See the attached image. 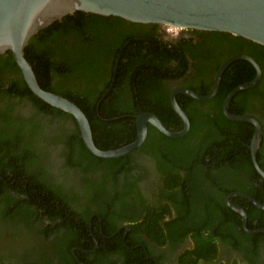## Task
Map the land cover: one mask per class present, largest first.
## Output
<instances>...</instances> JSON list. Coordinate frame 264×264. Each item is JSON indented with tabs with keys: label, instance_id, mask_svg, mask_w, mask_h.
<instances>
[{
	"label": "trees",
	"instance_id": "obj_1",
	"mask_svg": "<svg viewBox=\"0 0 264 264\" xmlns=\"http://www.w3.org/2000/svg\"><path fill=\"white\" fill-rule=\"evenodd\" d=\"M157 26L77 11L40 31L25 48L41 87L65 96L85 112L100 149L133 142L138 136L137 116L144 112L158 115L170 130H182L183 120L171 104L174 88L184 86L202 95L211 91L222 62L206 77L189 79L188 49L182 45L186 40L165 43L157 36ZM222 34L247 40L252 46H234L228 57L245 53L261 65L260 82L238 92L230 103V112L251 115V98L264 92V46ZM255 76L249 61L235 60L225 70L213 98L199 101L177 95L191 122L185 136L169 137L150 124L140 147L121 157L101 158L87 148L72 114L45 102L29 88L12 52L0 55V235L3 225L15 230L12 223H17L23 226L17 230L44 238L45 245L37 243L27 249L20 260L23 264H52L54 257L59 264H118L104 257L113 249L122 253L123 263L130 262L134 243L129 237L124 241L118 228L121 220L132 218L116 209V200L125 197L118 187L120 180L129 184L133 170L142 168L138 158L150 161L162 176L168 196L174 200L169 202L185 221L181 229L175 218L167 221L168 230L174 229V235H167L162 219L171 214V205L165 203L148 206L141 221L129 226L159 244H164L166 235L178 239L193 232L196 248L182 257L183 264L215 256L220 232L211 230H223L226 215L232 217V238L264 239V233H248L241 215L225 201L230 193L242 192L264 204V181L258 180L261 175L250 148L255 127L231 120L223 112L227 95ZM257 157L264 169L260 151ZM241 172L248 184L240 181ZM74 189L82 193L72 196ZM232 201L246 209L249 229L264 228V209L241 196ZM196 209L203 216L200 223L192 224L189 212ZM95 212L100 214L90 220ZM259 216L258 224H253ZM16 235L19 240L27 239L19 232ZM51 236L55 240L50 242ZM233 244L238 247L235 239ZM76 247L80 248L77 257ZM10 250L0 253V264H16ZM36 253V261H30Z\"/></svg>",
	"mask_w": 264,
	"mask_h": 264
},
{
	"label": "water",
	"instance_id": "obj_2",
	"mask_svg": "<svg viewBox=\"0 0 264 264\" xmlns=\"http://www.w3.org/2000/svg\"><path fill=\"white\" fill-rule=\"evenodd\" d=\"M77 11L120 17L134 23L158 24L165 29L170 27L181 31L198 29L226 32L264 46V0H0V55L12 52L29 88L45 102L72 114L77 120L87 148L101 158L121 157L140 147L147 138L150 124L169 137L185 136L191 122L177 101V94L184 93L196 100L207 101L218 92L222 76L232 62L238 59L249 61L256 69V77L238 85L227 95L223 103V112L231 120L246 121L254 125L255 130L250 144L252 159L257 171L264 177V170L257 157L263 141L260 122L251 115L235 114L229 110L234 96L240 91L254 88L262 76L260 64L248 54L233 55L222 63L215 75L210 93L202 95L189 88H178L172 93L171 104L183 120L182 130H170L158 115L144 112L137 116L138 136L133 142L116 149H100L94 141L92 127L85 112L65 96L42 88L33 66L25 56V48L34 36L55 21ZM235 196L247 198L261 209H264V204L242 192H234L227 197L228 205L241 215L247 232H264V228L253 230L247 227L248 216L245 208L230 200Z\"/></svg>",
	"mask_w": 264,
	"mask_h": 264
},
{
	"label": "flooded vegetation",
	"instance_id": "obj_3",
	"mask_svg": "<svg viewBox=\"0 0 264 264\" xmlns=\"http://www.w3.org/2000/svg\"><path fill=\"white\" fill-rule=\"evenodd\" d=\"M222 33L223 32H219V31H208V30H198V29H185L183 31L178 30L169 33L167 28L165 29L161 25L157 26V36L165 43L173 44V43H177L178 41H181L182 39L186 40L185 42H183L182 45L186 49H188V57L190 63L186 76L189 79L192 77H198V78L206 77L207 74H211V72H214L215 69L214 67L217 64V62L223 63L225 60H227L229 58L228 57L229 52L234 46L238 48H242L243 46L246 47V49L252 48V46L249 44V42H247V40H242L238 38L234 39L232 38L233 36L227 37L224 36ZM238 54H245V53H238ZM216 73L213 76V81ZM178 88H188V87H184V86L175 87L172 93ZM178 94H184V93H178ZM251 103L252 104L248 112L249 114H251V116L255 117L260 122L263 130V141L259 151L261 155V160L264 163V92L258 94L257 96L252 97ZM2 104L3 103L0 101V109L2 108L1 107ZM136 162L142 168L140 169L138 167L133 170L132 175L130 176L129 184L126 182V180L123 179L120 180L118 187L120 190H123L125 192V197L116 200V209L119 210L120 212L126 213L132 218L130 221L127 220L120 221L121 223H120V227L118 228V233L122 235L124 241L129 237L131 241L134 243V245L130 247L131 252H133V255H131L130 262L127 263H123L125 262V260L122 253H120L119 251L117 252L114 249L112 250V253L109 256L104 255V257H106L105 259L110 260L113 263L117 262L118 264H183L182 257L188 252L194 251V249L196 248L195 247L196 244L193 238V232L187 233L186 235H184V238H182L181 235H179L178 239H173V237L172 239H170L167 236L168 233L171 234L174 230V229L168 230L166 223L167 221H169L172 218H175L177 228L181 229L183 226V222L185 220L179 217V214L176 211L177 210L176 205L169 202L174 200L172 199V197L168 196L170 192L166 188L163 178L162 176H160L156 168L150 164V161L149 162L142 161L136 158ZM213 172L215 173L216 171L213 169ZM239 175L241 178L240 181L243 184H248L247 181L248 178L246 177V174L241 172ZM258 180L259 182L264 181V177L261 175V178H259ZM202 189H205L213 194L210 188L203 186ZM74 190H76L75 191L76 193L73 194L72 196H75L77 194L80 195L82 193V191L79 189H74ZM114 192L115 190L112 191L111 193ZM229 195H227L225 198L226 203H227V197ZM233 198L234 197L230 198L231 202H233L232 201ZM100 199L101 201H107L102 197H100ZM248 201L250 200L248 199ZM165 203H170L171 214L166 215L162 219L164 222L163 226L165 227V231L167 233L164 244H159L150 235H147L144 232L136 233L132 230V228H130L129 226L130 224H135L141 221L140 216L143 215L144 212H147L148 206L150 205L160 206V204H165ZM235 204L241 205L243 207L242 204L239 203H235ZM201 212H202L201 209H196L195 211L189 212V217L191 218L190 223L192 224L200 223L201 222L200 218L201 216H203ZM96 214H100V213L99 212L93 213L90 220H92L96 216ZM226 217H227V221L226 224L224 225L225 227L223 228V230L220 231L218 228L212 226L213 229L211 230V232L214 233L215 231L220 232L219 234L220 236L218 235L216 239L217 251L215 256H213L211 259L208 260L204 259L199 263L197 262L193 264H264V239L261 238L260 241L255 240L251 242L248 241L247 238L241 237V235L237 237L235 236L233 238L236 240V244L238 245V247H235L233 244L234 239L231 237V231H230V227H232L231 226L232 217L229 218L227 215ZM260 219L261 217L259 216V219L257 218V220L254 221L253 224L257 225ZM49 222L50 221L48 220L47 223ZM12 225L15 230L11 229L9 226L3 225V229L1 230V235H0V253L6 254L8 250L11 249L10 253L14 255L13 256V258L15 259L14 263L23 264L22 262L20 263V260H23V256L25 253H27V249H33L31 247H33L37 243H41L40 245H45L46 242L43 237L34 234L32 231H27L25 233L23 231L17 230L18 228H21L22 224L20 226L17 223H12ZM247 227H248V219H247ZM9 229L13 231H10ZM16 232H19L20 236L27 239L23 240L20 238L21 240H19L18 239L19 237H17ZM256 233H264V232H256ZM54 240H55V236H51L49 238L50 242ZM251 243L253 244L252 245L253 247H251ZM18 246H21V248L14 249L15 247ZM96 246L98 247L97 242H96ZM97 247L89 252H94L97 249ZM77 249L80 250V248L76 247L73 249V252L75 253ZM49 251H52V248H50ZM37 257H38L37 253L33 254L29 260L36 261ZM52 260H53L52 264H59L57 262V259H55V257ZM81 264L84 263L81 262ZM92 264H102V263L93 262Z\"/></svg>",
	"mask_w": 264,
	"mask_h": 264
},
{
	"label": "built area",
	"instance_id": "obj_4",
	"mask_svg": "<svg viewBox=\"0 0 264 264\" xmlns=\"http://www.w3.org/2000/svg\"><path fill=\"white\" fill-rule=\"evenodd\" d=\"M167 30L169 33H172V32L178 31L179 29H174V28L168 27Z\"/></svg>",
	"mask_w": 264,
	"mask_h": 264
}]
</instances>
